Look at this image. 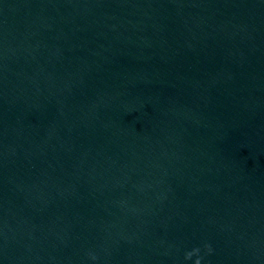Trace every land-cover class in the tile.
<instances>
[{
	"label": "water",
	"instance_id": "95a60500",
	"mask_svg": "<svg viewBox=\"0 0 264 264\" xmlns=\"http://www.w3.org/2000/svg\"><path fill=\"white\" fill-rule=\"evenodd\" d=\"M0 264H65L8 0H0Z\"/></svg>",
	"mask_w": 264,
	"mask_h": 264
}]
</instances>
